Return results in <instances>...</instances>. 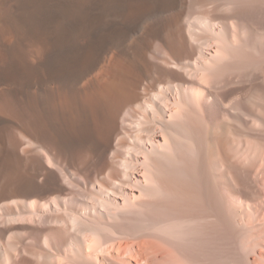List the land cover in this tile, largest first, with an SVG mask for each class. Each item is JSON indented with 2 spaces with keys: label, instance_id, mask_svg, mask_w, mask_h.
Instances as JSON below:
<instances>
[{
  "label": "bare ground",
  "instance_id": "obj_1",
  "mask_svg": "<svg viewBox=\"0 0 264 264\" xmlns=\"http://www.w3.org/2000/svg\"><path fill=\"white\" fill-rule=\"evenodd\" d=\"M0 264H264V0H0Z\"/></svg>",
  "mask_w": 264,
  "mask_h": 264
}]
</instances>
